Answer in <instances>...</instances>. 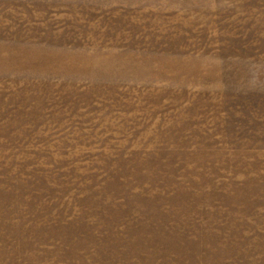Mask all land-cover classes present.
<instances>
[{"label": "rangeland", "instance_id": "obj_1", "mask_svg": "<svg viewBox=\"0 0 264 264\" xmlns=\"http://www.w3.org/2000/svg\"><path fill=\"white\" fill-rule=\"evenodd\" d=\"M0 264H264V0H0Z\"/></svg>", "mask_w": 264, "mask_h": 264}]
</instances>
